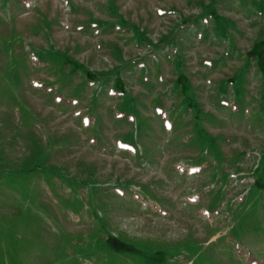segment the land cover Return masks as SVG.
I'll use <instances>...</instances> for the list:
<instances>
[{
    "label": "rangeland",
    "instance_id": "rangeland-1",
    "mask_svg": "<svg viewBox=\"0 0 264 264\" xmlns=\"http://www.w3.org/2000/svg\"><path fill=\"white\" fill-rule=\"evenodd\" d=\"M0 264H264V0H0Z\"/></svg>",
    "mask_w": 264,
    "mask_h": 264
},
{
    "label": "trees",
    "instance_id": "trees-1",
    "mask_svg": "<svg viewBox=\"0 0 264 264\" xmlns=\"http://www.w3.org/2000/svg\"><path fill=\"white\" fill-rule=\"evenodd\" d=\"M137 33H138V37L142 36V34H140L139 31ZM86 77L87 78H91V75L89 74L88 70H87V73H86ZM122 85H123L122 81L120 79H117L115 81V83H114V86L113 85L112 86L116 90H119L120 92H122V94H123V96L125 97V100H126V97H128V94L124 91ZM177 86L180 87L181 93L184 94V96H186V98H185L186 100L184 101V103L186 105H188V106H196V100L193 99V97H192V91H191L190 85L184 80V76H183L182 73L179 74V76L177 77L176 87ZM125 104H128V101H125L124 105ZM128 113L132 114V112H130V111Z\"/></svg>",
    "mask_w": 264,
    "mask_h": 264
}]
</instances>
